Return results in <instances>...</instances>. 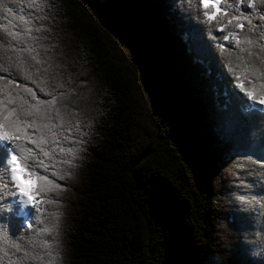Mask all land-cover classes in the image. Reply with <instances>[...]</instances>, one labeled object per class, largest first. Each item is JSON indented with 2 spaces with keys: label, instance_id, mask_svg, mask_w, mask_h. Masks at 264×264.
Returning <instances> with one entry per match:
<instances>
[{
  "label": "trees",
  "instance_id": "1",
  "mask_svg": "<svg viewBox=\"0 0 264 264\" xmlns=\"http://www.w3.org/2000/svg\"><path fill=\"white\" fill-rule=\"evenodd\" d=\"M45 12L82 143L48 170L61 188L26 221L0 195V233L21 247L0 264H46L29 258L40 235L56 264H264V119L226 82L234 29L206 22L198 0H50ZM15 83L48 98L47 83Z\"/></svg>",
  "mask_w": 264,
  "mask_h": 264
},
{
  "label": "snow or ice",
  "instance_id": "2",
  "mask_svg": "<svg viewBox=\"0 0 264 264\" xmlns=\"http://www.w3.org/2000/svg\"><path fill=\"white\" fill-rule=\"evenodd\" d=\"M49 3L50 0H0V12L6 20L0 25V195H10L18 206L36 212L41 211L42 203L54 202L46 198L47 194L61 188L49 178L48 170L55 168L56 162L70 165L82 143L74 133L83 135L79 118L63 103L65 93L61 89L65 85L57 82V68L46 44L50 28L45 23L49 19L45 9ZM240 3L241 0H198L206 22L218 24L221 32L234 29L223 36L237 50L234 58L229 50L225 67L232 79L226 82L234 83V95L248 105L252 115L259 114L264 119V0H246L243 11L239 10ZM221 50H225L223 45ZM220 74L224 76L223 69ZM17 79L47 83L48 98L38 99L32 88L17 85ZM239 199L240 220L246 224L243 209L248 202L243 196ZM38 232L51 234L52 229L45 227ZM38 239L34 246L41 251L29 258H46V264H56L57 250L42 235ZM0 241V252L5 255V248L14 249L13 255L21 251L19 245L9 243L4 233H0Z\"/></svg>",
  "mask_w": 264,
  "mask_h": 264
},
{
  "label": "rangeland",
  "instance_id": "3",
  "mask_svg": "<svg viewBox=\"0 0 264 264\" xmlns=\"http://www.w3.org/2000/svg\"><path fill=\"white\" fill-rule=\"evenodd\" d=\"M17 205H18V201H16ZM30 208H25L23 206H18V215L24 219V221L27 220L29 213L31 212ZM22 213H27V215H22ZM196 264H217L213 259L211 258H202L199 259Z\"/></svg>",
  "mask_w": 264,
  "mask_h": 264
}]
</instances>
